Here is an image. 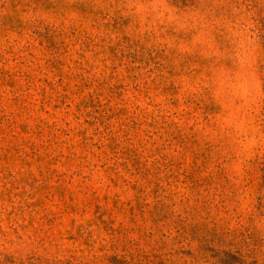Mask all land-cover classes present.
I'll use <instances>...</instances> for the list:
<instances>
[{
    "label": "rangeland",
    "instance_id": "374dc122",
    "mask_svg": "<svg viewBox=\"0 0 264 264\" xmlns=\"http://www.w3.org/2000/svg\"><path fill=\"white\" fill-rule=\"evenodd\" d=\"M0 264H264V0H0Z\"/></svg>",
    "mask_w": 264,
    "mask_h": 264
}]
</instances>
